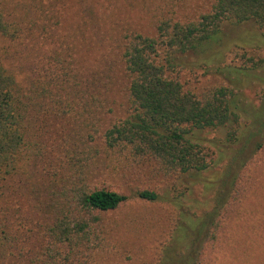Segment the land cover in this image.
Instances as JSON below:
<instances>
[{"label":"trees","instance_id":"16d2710c","mask_svg":"<svg viewBox=\"0 0 264 264\" xmlns=\"http://www.w3.org/2000/svg\"><path fill=\"white\" fill-rule=\"evenodd\" d=\"M41 1L0 0V40L44 47L37 18L27 26L16 13ZM134 3L151 32L116 30L100 68L78 71L47 22L56 36L43 70L27 81L0 61V264H264L259 45L238 47L241 64H219L215 85L199 89L179 72L180 55L226 23L251 21L264 42V0ZM118 75L125 115L101 130ZM79 106L87 122L71 123L84 132L52 138L51 120ZM101 172L146 181L113 188Z\"/></svg>","mask_w":264,"mask_h":264},{"label":"rangeland","instance_id":"374dc122","mask_svg":"<svg viewBox=\"0 0 264 264\" xmlns=\"http://www.w3.org/2000/svg\"><path fill=\"white\" fill-rule=\"evenodd\" d=\"M134 1L42 0L38 5L33 6L36 7L33 10H30V5L27 6V10L26 8L17 9L16 13L22 15L21 18L26 20L27 26H30L31 22L34 23V19L37 18L34 23L35 30H37V33L40 32L43 35L42 37H46L42 42L44 47L38 44L36 48L30 50L24 44L18 45L0 40V61L23 80L27 78V81L28 76H32L37 68L43 70V64L51 63L50 55L47 52L52 51L55 47L52 38L56 36V31L54 35L43 32V22H47L50 24L47 29L58 27L57 32L62 46L59 49L64 50L67 58L71 60L78 71L87 72L91 67L94 69L100 68L106 64L109 58H114L115 43L112 37L116 30L118 31L117 34L125 30L124 28H135L145 33L151 32L146 18L135 6ZM36 10L37 13H32ZM258 35V30L251 21L224 24L218 37L205 47L180 55L184 67L179 69L182 78L188 79L199 89L219 83L222 78L215 68L219 64H241L243 61L236 53L239 51L238 47L240 46H245L246 49L251 50L254 48L251 46L259 45L257 54L264 58V42L258 40ZM62 56V58H65L64 55ZM254 91L255 89L252 91L253 93L249 91V94L251 97L256 98ZM114 92L113 101L106 106V109L110 107L111 111L104 110L100 115L102 118L101 130L106 127L108 122L125 115L126 102L123 98V76L121 78H119V75L116 77ZM85 115L86 113L82 112V106H79L78 111L76 108H72L66 118L52 119L47 132L52 138L59 137L60 134L66 139H69V136L76 137L78 135L76 131L83 133L84 129H80L79 125L73 127L75 122L71 123L72 116L78 118L77 124H84L87 122L85 121L87 120ZM96 125L98 126V124ZM87 126L92 129L90 125ZM194 133L197 137L199 135L208 139L216 136L212 130L198 132V129H195ZM45 142L52 144L53 140L46 139ZM39 171H41V168ZM107 174L101 172L98 179L101 184H109L113 188H125L126 190L128 184L130 186L135 183L145 185L146 181L144 175L138 179L134 175L123 177L118 174L109 176ZM20 207L22 208V205ZM214 264H227V262L222 259L215 261Z\"/></svg>","mask_w":264,"mask_h":264}]
</instances>
